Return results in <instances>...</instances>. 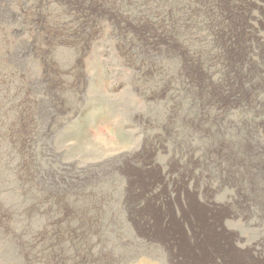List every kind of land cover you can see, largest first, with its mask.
<instances>
[{"label": "rangeland", "instance_id": "rangeland-1", "mask_svg": "<svg viewBox=\"0 0 264 264\" xmlns=\"http://www.w3.org/2000/svg\"><path fill=\"white\" fill-rule=\"evenodd\" d=\"M0 137V264H264V0H0Z\"/></svg>", "mask_w": 264, "mask_h": 264}, {"label": "bare ground", "instance_id": "bare-ground-1", "mask_svg": "<svg viewBox=\"0 0 264 264\" xmlns=\"http://www.w3.org/2000/svg\"><path fill=\"white\" fill-rule=\"evenodd\" d=\"M0 139H2V137H0ZM6 141V140H5ZM6 143V142H5ZM18 145H19V150H18ZM25 145V141H22V142H20L19 144H15V145H13V149H15V153L16 152H18L19 153V155L22 157V153H21V151L20 150H22V149H20V146L22 147V146H24ZM26 146H28V145H26ZM26 154V153H25ZM24 154V155H25ZM22 165H18V167H19V169L21 170L22 169V167H21ZM24 169V168H23ZM18 177H19V180H20V182H22V184H24V182H26V180H25V178L23 179L22 178V176L21 175H19L18 174ZM45 177L43 176V175H41V177H40V179L43 181V179H44ZM39 179V180H40ZM49 179V178H48ZM58 185V184H57ZM59 188V187H58ZM61 190V189H60ZM59 195V194H58ZM57 196V195H56ZM60 197H63V195L61 194L60 195ZM57 198V197H56ZM54 199V198H53ZM59 200V199H58ZM60 202H57L55 205L52 203V205H54V206H57V208H58V210H60V211H62L61 213L62 214H64V216L66 215L67 217H71V215L72 214H74L75 215V211L73 210V209H71L72 208V205L71 204H69V203H67V202H65V200L63 201V202H61V200H59ZM49 202V201H48ZM50 203V202H49ZM49 203H46L47 205H49ZM60 203V204H59ZM30 205V204H29ZM87 205V204H86ZM101 205V204H100ZM69 207V209H71V211L72 212H69V210L67 209ZM75 207V206H74ZM90 205H87L86 206V208H78V212L80 213L81 212V215H83L84 214V216H83V218H82V220H87V222H88V224L91 222V220H92V218L91 217H88V216H86V215H88L89 214V210H90ZM94 208V207H93ZM50 210V209H49ZM70 213H72V214H70ZM78 215H80V214H78ZM65 216V217H66ZM77 216V215H76ZM5 217V216H4ZM78 217V216H77ZM72 218V217H71ZM76 218V217H75ZM72 219H74V218H72ZM59 220V219H58ZM95 222V221H94ZM65 223V222H64ZM65 228V227H64ZM79 228V229H78ZM59 230V229H58ZM28 231V230H27ZM57 231V230H56ZM66 231H68V234H70V235H72V236H74L75 234H77L78 235V233H75V231H81V227H76V226H67L66 225ZM39 233V232H38ZM83 234V233H82ZM64 235V234H63ZM75 240H77L76 238L74 239V241ZM19 242V241H18ZM67 243H70V242H67ZM73 244V242L71 241V245ZM71 247H73V245L71 246ZM81 249V248H80ZM79 253V252H78ZM83 253V252H82ZM86 253H88V252H86ZM75 255H76V253H74ZM81 255V254H80ZM88 256V255H87ZM59 257V256H58ZM91 259H92V257H91ZM87 260V259H86ZM74 261V260H73ZM80 261V260H79ZM58 262V261H57ZM89 262V261H88ZM83 264H85V263H83Z\"/></svg>", "mask_w": 264, "mask_h": 264}]
</instances>
